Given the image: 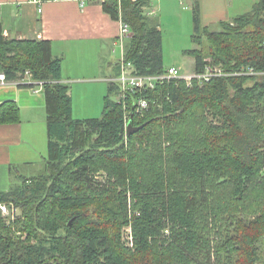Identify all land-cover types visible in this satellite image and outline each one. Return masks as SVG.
I'll list each match as a JSON object with an SVG mask.
<instances>
[{"label": "trees", "instance_id": "16d2710c", "mask_svg": "<svg viewBox=\"0 0 264 264\" xmlns=\"http://www.w3.org/2000/svg\"><path fill=\"white\" fill-rule=\"evenodd\" d=\"M102 5L131 27L130 73L165 72L150 0ZM193 12V42L207 47L188 51L195 69L210 56L224 74L134 91L127 108L112 81L102 116L87 119L74 117L52 42L5 35L0 14V73L42 82L48 128L43 172L0 191L22 210L9 223L0 209V264H264V0L218 31L202 25L198 0ZM126 116L145 125L129 135ZM20 120L15 101L0 105V123Z\"/></svg>", "mask_w": 264, "mask_h": 264}, {"label": "crops", "instance_id": "0c3cea01", "mask_svg": "<svg viewBox=\"0 0 264 264\" xmlns=\"http://www.w3.org/2000/svg\"><path fill=\"white\" fill-rule=\"evenodd\" d=\"M82 1L43 0L39 12L38 5L28 0H0L2 26L5 35L11 38L50 40L54 54L63 58L64 83H107L108 93L109 83L121 72L120 61L126 44L124 41L123 46L119 38L123 22L104 11L103 0ZM174 1L178 0H150L148 13L157 19L161 28L158 16L171 7L167 2ZM179 1L192 9L196 0ZM198 1L201 23L210 27L247 13L259 0ZM236 5L243 12L232 15ZM7 101L17 103L21 120L0 123V191L9 189L19 173L36 174L37 163L43 169L48 155L43 85L31 75L21 81L0 80V105ZM75 111L73 107L74 115Z\"/></svg>", "mask_w": 264, "mask_h": 264}, {"label": "rangeland", "instance_id": "374dc122", "mask_svg": "<svg viewBox=\"0 0 264 264\" xmlns=\"http://www.w3.org/2000/svg\"><path fill=\"white\" fill-rule=\"evenodd\" d=\"M171 7L160 14L159 19L162 22L163 40H164V64L166 68L176 67L180 71V75H187L195 73V57L188 52L194 49H205L207 47L195 44L192 39V35L195 33V22L193 8H186L187 3L183 1H174V3L167 2ZM165 2V5L167 4ZM247 8V7H246ZM243 9L239 6H235L232 9V15L242 13ZM161 26V24H160ZM220 24L210 25L211 30H220L222 28ZM128 38L125 37L124 41L127 42ZM210 66L214 69H219L218 66H213L210 63L212 58L208 56ZM221 69V68H220ZM73 96V104L76 109L74 117L76 118H88V117H100L104 110V95L107 94V83H68ZM106 88V89H105ZM113 98H116L113 96ZM42 159V158H41ZM43 163V161H42ZM37 163L34 167L36 174L42 173L43 169ZM41 165V164H40ZM45 167V163L44 166ZM33 170V169H32ZM99 182L107 181L108 175L106 172H97L96 176ZM18 182V177H15L11 183ZM14 205V204H13ZM15 206V205H14ZM18 209L17 207H15ZM19 214L22 210L19 208ZM73 219L70 220V222ZM69 222V223H70ZM130 229L127 227L124 230V239L128 240ZM21 237H23L21 235ZM261 247L264 251V242L261 243ZM264 262V252H263Z\"/></svg>", "mask_w": 264, "mask_h": 264}, {"label": "built area", "instance_id": "2783aa9c", "mask_svg": "<svg viewBox=\"0 0 264 264\" xmlns=\"http://www.w3.org/2000/svg\"><path fill=\"white\" fill-rule=\"evenodd\" d=\"M30 2H33L38 5V11H42V2L43 0H28ZM87 0H83L82 2L85 3ZM123 22V21H122ZM122 31L120 34V41L124 46V38L128 37L131 34V27L127 23H122ZM120 74L113 79V81L118 82L120 86L121 94L118 97L119 102L123 103L124 107L127 108L126 100L128 98L129 93H132L134 91L138 90H146V89H154L158 83H162L164 81L170 80V79H185L189 83L195 78L200 81H208L213 76L216 75H223L222 69H214L210 65H206L205 70L203 72H197L187 75H180V71L176 67H170L166 68V71L161 74H155V75H134L130 73L128 65L125 62V49L124 54L120 61ZM249 73H255L253 68H249ZM0 80L5 81V75L3 73L0 74ZM42 84V82H40ZM137 105V111H142L143 109H146L149 105L148 100L144 97H141V99L136 102ZM127 124L129 122V118L126 116ZM13 204L7 203H0V209L2 212V215L5 217L7 222H11L15 220L16 217L20 216L18 210L15 208ZM23 237L26 236L22 232H19Z\"/></svg>", "mask_w": 264, "mask_h": 264}, {"label": "water", "instance_id": "95a60500", "mask_svg": "<svg viewBox=\"0 0 264 264\" xmlns=\"http://www.w3.org/2000/svg\"><path fill=\"white\" fill-rule=\"evenodd\" d=\"M145 124H142L139 125V126H135L132 122V119H130V121L128 122L127 124V134L131 135L135 132H137L139 129H142V127L144 126ZM70 224H72V221L70 222Z\"/></svg>", "mask_w": 264, "mask_h": 264}]
</instances>
